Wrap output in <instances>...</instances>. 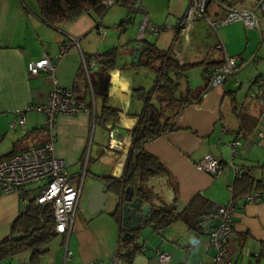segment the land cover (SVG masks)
Wrapping results in <instances>:
<instances>
[{"label": "crops", "instance_id": "obj_1", "mask_svg": "<svg viewBox=\"0 0 264 264\" xmlns=\"http://www.w3.org/2000/svg\"><path fill=\"white\" fill-rule=\"evenodd\" d=\"M190 1L142 0L152 23L172 25L147 41L167 50L179 65H194L186 74L187 80L181 82V89L186 87L193 95L191 100L203 91L208 80L204 76L206 70L211 73L226 55L237 57L239 72L230 75L221 85H210L198 102L192 101L183 107L173 121L172 131L144 144L145 151L166 170L150 177L146 185L151 189L155 207L176 200V210L180 212L195 196L206 200L210 206H205L211 214L201 217L200 223L207 218L210 226H215L218 223L216 207L226 204L230 198L228 186L234 180L228 166L230 161L250 169L251 177L264 188V139L259 138L260 133L264 134V54L261 53L264 0H210L203 18L198 17L183 28L176 27ZM232 9L255 13L258 24L252 29L245 28L241 21L216 30L210 26V21ZM127 14L128 7L117 4L108 8L101 18L85 13L73 22L52 28L40 21L34 0H0V158L46 140L44 114L25 109L29 105L45 104L54 84L71 89L77 102L88 109L74 115L61 114L56 119L54 155L64 161L71 179L78 177L79 180L83 176L78 210L69 236L57 234L42 248L45 252L33 260L31 251H24L0 260V264H161L156 258L157 250L170 255L166 264H213V250L207 247L206 231L197 232L182 219L161 230L145 223L139 228L136 241L142 245L140 252L129 263L115 262L121 236L120 222L112 215L117 196L109 192L105 210L94 214L86 211L90 186L95 181L90 175L122 176L131 145L130 130L145 106L134 91L149 90L155 81L152 71L132 62L133 50L124 48L135 41L142 18L141 13L132 12L125 25L122 21ZM96 24L103 28V34L97 32ZM67 36L78 38L79 45L72 46L58 63L54 79L44 72L30 75L27 63L39 59L42 53L54 56ZM112 48L120 55L116 58L117 69L108 72L105 92L106 82L99 66L86 79L82 55H95ZM103 104L116 109L117 116L105 122L96 119L101 115ZM16 110L23 111L25 123L10 129ZM108 124L118 130L114 140L122 141L121 147L111 152L104 151L109 140ZM94 125L100 129L91 137ZM239 128L243 131L240 146L231 155L229 144ZM103 130L107 134L106 145ZM206 154L226 164L219 176L211 177L195 167ZM257 191L264 192V189ZM25 193L28 200L34 198L36 186L27 187ZM247 196L235 201L229 255L239 264H264V200L248 203ZM23 210L19 192L0 190V241L13 235L12 222ZM65 246L71 251L67 261Z\"/></svg>", "mask_w": 264, "mask_h": 264}, {"label": "trees", "instance_id": "obj_2", "mask_svg": "<svg viewBox=\"0 0 264 264\" xmlns=\"http://www.w3.org/2000/svg\"><path fill=\"white\" fill-rule=\"evenodd\" d=\"M34 1L38 7L40 21L52 28L58 24L73 22L85 13L101 18L108 9L103 6V0ZM118 53L116 48H112L95 55H82L85 63L88 64L89 61L95 60L97 66L100 67L104 81L107 82L105 92L109 84L108 72L117 69ZM136 66L152 71L155 74V81L149 90L138 88L134 91L138 97L142 98L145 106L130 130L131 145L126 156L123 174L119 179L107 176H95V178L110 184L113 191L123 197H126L124 192L126 188L133 189L134 197H139L143 204L148 203L151 206L150 216L146 223H150L155 230L167 228L182 219L191 229L197 232L205 231L200 218L209 217L211 213L206 206L210 204L206 200L202 201L198 196L193 197L180 212L176 210V200L157 207L152 205L151 189L146 182L153 175L164 173L166 170L158 159L145 151L144 144L172 131L173 121L179 115L180 107L191 104L192 101L198 102L201 99V93L208 90L209 81L207 80L203 91L197 94L196 99L191 100L193 95L188 88L181 89V82L187 80L186 74L194 65H179L171 59L167 50H161L148 41H144L140 48V57ZM82 71L84 72L83 67ZM86 79L89 80L87 77ZM150 112L153 114L150 115ZM116 116V109L103 104L101 115L96 116V119H102L105 122L108 118ZM242 170L243 173L240 177L234 178L231 186L230 197L234 203L240 196L245 197L253 191L264 189L260 187V182H255L251 177L250 169L242 168ZM217 208L218 206L215 209V215H217ZM112 215L120 222L121 232V245L115 258L118 261L129 263L142 247L136 242L139 229L127 230L123 227L120 205L115 208ZM11 228L13 235L23 234V236L16 239L5 238L0 241V260L24 251H31L33 260L45 252L42 248L57 235L54 231L49 204L37 205L34 198L28 200L27 208L20 212L12 222ZM125 231H128L129 235L123 237Z\"/></svg>", "mask_w": 264, "mask_h": 264}, {"label": "built area", "instance_id": "obj_3", "mask_svg": "<svg viewBox=\"0 0 264 264\" xmlns=\"http://www.w3.org/2000/svg\"><path fill=\"white\" fill-rule=\"evenodd\" d=\"M210 0H191L185 15L177 23L176 27L183 28L193 22L196 18H203ZM105 8H110L115 4H123L128 7V14L124 17L125 25L130 21V13L139 12L142 18L137 28L135 41H147L151 36H157L159 33L172 27L171 23L157 25L152 23L147 16L142 0H103ZM235 21H241L245 28L252 29L256 27L254 15L247 10L232 9L228 10L224 15L210 21V26L216 30L217 27L226 25ZM99 34H103V28L96 25ZM79 45V39L67 36L59 46L58 52L48 57L42 53L37 60H31L27 63L28 73L37 76L44 72L53 78L58 63L65 57L66 53L72 46ZM125 49L130 48L126 45ZM83 59V57H82ZM237 57L226 55L221 65L215 67L211 73L206 70L205 77L212 80V85H221L237 69ZM97 63L95 60L85 63L83 61V69L86 77L90 78V72L95 69ZM215 74V76H213ZM54 79V78H53ZM257 95H260L258 92ZM26 111H38L44 114V129L47 134L46 140L36 146L29 147L24 151L13 153L7 157L0 158V190L4 193L17 191L21 194L24 209L27 208L28 199L26 197V189L30 186H36V195L34 196L37 205L49 204L54 231L56 234L68 237L73 226L75 214L78 210L79 199L83 184V176L78 182H72L70 174L66 169V165L62 159L54 155V142L56 139V119L58 115H74L78 112H86L88 109L81 103L77 102L71 89L61 88L54 84L52 91L49 93L45 104L40 106L29 105ZM25 119L23 111L16 110L13 120L9 124L10 129H16L24 125ZM108 134V146L105 152L121 147L122 141L114 140V136L118 133L117 128L112 125H106ZM242 129H237L233 133V139L230 142L231 155L236 153L240 146L242 138ZM260 139H264V134H259ZM114 142V144H113ZM226 164L217 160L211 154H206L195 164V167L211 177L219 176ZM232 169L233 177H240L243 173L241 167L236 166L230 161L229 165ZM231 193L232 187L228 186ZM246 202L254 203L264 200V192L255 191L246 197ZM236 210L234 201L229 198L226 204L219 205L217 208L218 223L210 226V220L205 218L201 221L207 233V247L213 250V264H239L229 255L228 242L233 234V217ZM121 241L119 238V246ZM65 261L71 256L65 246ZM156 258L159 263L166 264L170 260V255L162 250L156 251ZM113 261H117L116 258ZM196 264H204L198 262Z\"/></svg>", "mask_w": 264, "mask_h": 264}, {"label": "water", "instance_id": "obj_4", "mask_svg": "<svg viewBox=\"0 0 264 264\" xmlns=\"http://www.w3.org/2000/svg\"><path fill=\"white\" fill-rule=\"evenodd\" d=\"M252 14L254 15L255 21L258 24L257 15L253 12ZM142 46L143 42L141 41H134L130 45V48L133 50L132 62L134 64L138 63V58L140 56V48ZM238 72L239 71L236 69L230 75L237 74ZM213 76H215V74ZM212 80L213 78L209 80V86L212 85ZM204 93L205 91L201 93V96ZM183 107L184 106L180 107V112ZM90 177L94 178L95 181L90 186L89 196L86 202V211L89 214H94L98 211L105 210L109 202V192H111L117 196L118 201L115 208L120 205L121 221L124 228H126L127 230L139 229L142 225L146 223V220L150 216L151 206L148 203L143 204L142 199H140L139 197H134L133 189L126 188L124 190L126 197H123V195L116 194L110 184L98 180L97 178H95L94 175H90ZM127 235H129V232L125 231L123 233V237H126ZM22 236L23 234L10 235L7 237V239H16Z\"/></svg>", "mask_w": 264, "mask_h": 264}, {"label": "rangeland", "instance_id": "obj_5", "mask_svg": "<svg viewBox=\"0 0 264 264\" xmlns=\"http://www.w3.org/2000/svg\"><path fill=\"white\" fill-rule=\"evenodd\" d=\"M115 5H117V4H115ZM229 24H233V22L232 23H229ZM260 48V45L259 46H257L256 47V49H254V50H258ZM262 54H264V48H262V52H261ZM119 54V53H118ZM120 55V54H119ZM118 56V55H117ZM251 58V57H250ZM199 72V71H198ZM197 72V73H198ZM194 94H195V92H194ZM99 129H100V127H98V125H94L92 128H91V132H90V135H91V137L93 136V133L96 131H99ZM102 136H103V140L105 141V145L107 144V134H106V131L105 130H103V132H102ZM152 178V177H151ZM151 178H149L148 180H147V182L151 179ZM71 181L72 182H78V177H74L73 179H71Z\"/></svg>", "mask_w": 264, "mask_h": 264}, {"label": "flooded vegetation", "instance_id": "obj_6", "mask_svg": "<svg viewBox=\"0 0 264 264\" xmlns=\"http://www.w3.org/2000/svg\"><path fill=\"white\" fill-rule=\"evenodd\" d=\"M104 79V78H103ZM153 114V112H150V115H152Z\"/></svg>", "mask_w": 264, "mask_h": 264}, {"label": "bare ground", "instance_id": "obj_7", "mask_svg": "<svg viewBox=\"0 0 264 264\" xmlns=\"http://www.w3.org/2000/svg\"><path fill=\"white\" fill-rule=\"evenodd\" d=\"M113 144H114V142H113Z\"/></svg>", "mask_w": 264, "mask_h": 264}]
</instances>
